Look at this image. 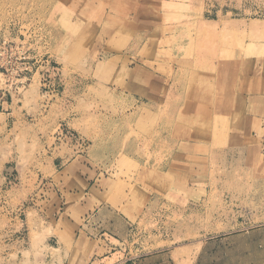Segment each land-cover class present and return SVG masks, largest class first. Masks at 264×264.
<instances>
[{"label":"rangeland","instance_id":"obj_1","mask_svg":"<svg viewBox=\"0 0 264 264\" xmlns=\"http://www.w3.org/2000/svg\"><path fill=\"white\" fill-rule=\"evenodd\" d=\"M19 36L49 67L0 77V264L98 203L132 229L93 264H264V0H0Z\"/></svg>","mask_w":264,"mask_h":264},{"label":"crops","instance_id":"obj_2","mask_svg":"<svg viewBox=\"0 0 264 264\" xmlns=\"http://www.w3.org/2000/svg\"><path fill=\"white\" fill-rule=\"evenodd\" d=\"M255 101V100H253ZM6 102L8 105L11 104L8 100L1 101V103ZM255 103V102H254ZM253 103V104H254ZM10 114V112L8 113ZM64 165V161L61 159L56 160V164H54L55 168H60L61 170L64 169L62 166ZM59 169V170H60ZM62 186H64L65 181L60 182ZM53 184V183H52ZM55 188V187H54ZM59 189V188H58ZM55 188V193L59 197V195L62 197V193L60 190ZM87 206V201L80 202L78 209L81 211V209H84ZM52 208L56 209V202H52ZM64 209V206L62 210ZM103 211H107V218H103L101 216ZM78 220H82L81 223L77 224V227L75 229L70 228L68 230V234L70 237H72V243L65 244L59 243V232H55L54 226H52L53 233L50 234L46 241L48 242L49 247L53 248L55 252V255L53 256V252L49 250V252H46V261H48L50 264H58V260H61L62 264H93L95 260H92L91 258L98 259L99 261L105 260L110 257V254H113V252L110 253L109 249L114 248L112 246V241H116L119 243H123L126 238L129 236L132 224L122 213H119L111 208H108L102 203L93 204L91 207L87 208L85 212L78 215ZM70 225L74 224V220L68 217ZM257 229H264V223L261 225L256 226ZM254 229V228H253ZM61 230V229H60ZM72 234V235H71ZM91 239V240H103L106 243V249L104 252L99 254V252L94 248V246H83L78 247L76 245V242L79 239ZM71 239V238H70ZM206 243V242H204ZM202 245L203 242H202ZM98 246H100L98 244ZM58 251V252H57ZM86 256H89L92 260L89 263V260L86 259ZM128 258L125 257V262H127ZM120 264L122 262H119ZM110 264H117V263H110ZM131 264H134V262L131 261Z\"/></svg>","mask_w":264,"mask_h":264},{"label":"built area","instance_id":"obj_3","mask_svg":"<svg viewBox=\"0 0 264 264\" xmlns=\"http://www.w3.org/2000/svg\"><path fill=\"white\" fill-rule=\"evenodd\" d=\"M40 67L48 68L49 64L44 56L34 53L24 37L0 39V77L13 91L22 87L33 72H41Z\"/></svg>","mask_w":264,"mask_h":264},{"label":"bare ground","instance_id":"obj_4","mask_svg":"<svg viewBox=\"0 0 264 264\" xmlns=\"http://www.w3.org/2000/svg\"><path fill=\"white\" fill-rule=\"evenodd\" d=\"M255 27V26H254ZM257 29V28H256ZM164 102H166V101H164ZM76 245L78 246V247H82L83 246V242L81 241V240H78L77 242H76Z\"/></svg>","mask_w":264,"mask_h":264}]
</instances>
